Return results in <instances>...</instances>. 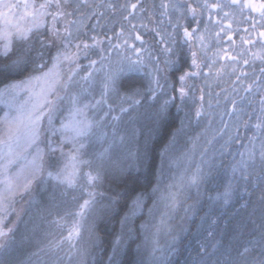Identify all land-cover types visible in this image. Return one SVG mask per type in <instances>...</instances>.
Segmentation results:
<instances>
[{"label":"trees","instance_id":"1","mask_svg":"<svg viewBox=\"0 0 264 264\" xmlns=\"http://www.w3.org/2000/svg\"><path fill=\"white\" fill-rule=\"evenodd\" d=\"M135 2L136 0H116L118 6L121 3ZM142 3L151 11L152 5H158L160 0H142ZM140 15L143 17V23L148 25V31L141 30V34L152 48L153 55L158 56L161 61L159 78L163 88L157 92L156 98L153 99L152 94L147 91L150 69L146 67L138 72L119 73L116 91H110L104 102L96 105V101L101 100L103 72H95L92 80L85 81L79 78L90 70L88 67L90 59L99 61L98 50H92L87 58L80 56L78 63L81 67L77 77L79 83L68 90L70 93H80L81 103L96 105L87 110V115L89 119L95 121V126L92 133L81 140L85 145L84 158L92 160L93 167L100 166L102 170V181L95 189L102 195L95 197L93 205L98 209L94 213H91V209L88 210L81 222L82 231L84 227L87 229L86 235L89 234L88 238L85 237L86 255L78 254V250L81 249L80 241L76 248L63 244L58 250L53 252L48 250L50 241H58L67 235L66 229L58 227L53 221L68 211L77 210V204L88 199V196L79 186L68 188L48 177V171L56 170L52 164L53 161H58V158L50 157L44 144L46 153L44 152L43 177L33 185L29 194L16 199L15 214L6 221V226H11L13 232L7 242L9 245L7 255L0 249V264H164L163 258L171 248L175 249L166 264H232L237 250L258 238L264 230V182L252 178L244 181L239 178V173L233 176L231 171L234 159H239V153L244 151L248 137L253 134L251 128L245 129L241 125L240 135L229 146L223 148V155L216 154L206 162L200 160L203 178L199 184L190 186L191 195H188L191 208L187 213L191 217L181 218L178 223L167 222L168 230L158 231L155 236L157 249H153V253L148 255L150 244L144 241V236L149 228L150 218L156 212L155 206L159 198L166 195L161 193V189H165L174 177L175 165L180 168L184 165L180 158L190 148L195 153V149L200 148L202 150L200 155H203L215 145L214 141L212 144L207 143L213 135L209 136L211 128L206 127L204 117L210 113V116H213L210 119L215 120L214 123L218 122L220 129L224 128L226 123L230 134H234L237 120L235 114L228 115L232 109L231 101L235 99L238 108L250 113L253 109L259 108V94L257 93L255 97L248 96L240 90L241 85L233 83L235 75H226L219 81L210 78L207 84L203 78L190 79L188 83L193 89L189 94L190 96L194 94L195 100L186 98L181 101L177 91L180 87L178 76L188 70L191 64L188 45L182 41V29L176 36L177 43L174 46L176 55L171 57L174 60L178 57L177 65L171 70H165L163 61L167 54L162 53L163 45L157 43L158 37L151 31L156 24L148 19V12ZM155 19L159 20L160 17L157 15ZM140 22L139 16L133 20V23ZM184 23L194 25L190 19ZM95 24L96 19L93 18L88 21L87 26L91 29ZM122 24L127 28V22L123 21L121 14L106 13L105 17L100 19L96 33L111 36L120 30ZM200 27L203 28V24ZM243 27L247 25H241V28ZM167 31L171 32V27H168ZM234 38L239 43V36ZM113 42L115 43V40ZM136 46H140L139 42H136ZM215 47L213 44V48ZM220 47H227V44L222 43ZM36 48H39L38 44ZM55 50V48L45 50L44 59L48 61L47 67L51 66L50 55L54 54ZM116 60L113 52L111 54L113 66ZM39 62L37 60V63ZM96 67H100L99 62ZM260 67L257 62L255 65L257 74ZM243 70L251 74L253 67L248 66ZM27 75V73L12 75L7 79L0 77V88L9 81L22 80ZM254 78L249 75L245 84L251 83ZM201 88L204 90L205 100L202 115L197 118L195 112L200 106ZM135 89L143 93L142 96L134 97L140 100L139 104H133L132 100L125 99L126 96H132ZM209 91L212 93L211 96L208 95ZM243 96H247V99L241 102L240 97ZM170 97L175 99L168 104L166 120L162 124L155 122L154 114ZM248 99H254L256 103L249 105ZM209 100L211 107L208 106ZM121 108L127 111L121 112ZM68 109H71V105L66 97L61 102L59 112L67 114ZM189 114L201 119V122H194ZM242 119L247 120L248 116L244 115ZM60 120L62 119L56 117L55 121ZM44 139L45 134L40 137L42 143L45 142ZM221 145L223 144L219 143L217 146ZM190 165L184 166L194 167ZM88 170L85 167L81 171ZM229 181L230 196L225 202L224 193ZM73 197H76V200H73ZM113 197H116L115 201ZM35 213L41 218L40 224L25 227L24 224L31 221ZM73 219L74 217H68L67 221L72 222ZM149 247L151 248V245ZM159 258L160 263L157 261Z\"/></svg>","mask_w":264,"mask_h":264},{"label":"snow or ice","instance_id":"2","mask_svg":"<svg viewBox=\"0 0 264 264\" xmlns=\"http://www.w3.org/2000/svg\"><path fill=\"white\" fill-rule=\"evenodd\" d=\"M145 12H148V19L156 24L151 31L158 37L157 43L163 45L162 53L167 54L163 61L165 70H171L177 65L178 57L176 60L171 57L176 55V36L182 29V41L188 45L191 64L188 70L178 76L180 87L177 91L181 101L186 98L195 100L194 94H189L193 89L188 83L190 79L203 78L207 84L210 78L219 81L226 75H235L233 83L241 85L240 90L248 96L255 97L259 94V108L250 113L238 108L235 99L231 101L232 109L228 115L235 114L237 124L235 133L227 135L221 148L236 140L240 135L241 125L245 129L251 128L253 134L248 137L244 151L239 153V159H234L231 171L233 176L239 173V178L244 181L252 178L264 182V0H160L158 5H152L151 11L143 6L142 0L121 3L119 6L116 0H16L15 3L0 0V77L7 79L12 75L28 74L25 79L9 81L0 88L2 98L15 99L21 93L27 95L23 103L10 105V111L0 119V249L4 250L5 255L9 247L7 242L13 232V228L5 225L7 219L15 214L16 199L29 194L33 185L44 174L45 153L38 146L43 121L47 119L49 124L52 123L53 114L65 96L71 105V111L67 122L61 124L60 144L53 146V141L48 140L49 151L59 152L60 158L53 161L52 166L56 170L48 171L47 175L68 188L81 187L88 199L77 204V210L68 211L53 221L61 227L68 223V217H74L67 235L58 241H50L48 250H58L65 242L71 248H76L79 243L81 222L93 207L95 197L102 195L95 191L102 181L101 167H93V161L84 158L85 145L81 143L95 126V121L89 119L87 110L104 102L110 91H116L118 74L121 72H138L147 67L150 69L147 91L152 94V98L155 99L157 92L163 88L159 78L161 61L158 56L153 55L152 48L141 34V30L148 31V25L143 23L140 15ZM106 13L121 14L123 21L127 22V28L122 24L120 30L111 36L97 34L96 28L100 26V19ZM157 15L159 20L155 19ZM138 16L141 22L133 23ZM93 18L96 19V24L89 29L88 21ZM189 19L194 25H185L184 22ZM201 24L203 28L200 27ZM241 25L247 27L241 28ZM168 27H171V32L167 31ZM237 35L239 43L234 38ZM136 42H139V47ZM222 43H226L227 47H220ZM36 44L39 45L38 49ZM213 44L216 45L215 48ZM52 48L56 50L50 55L51 67H47L45 50ZM92 50H98L99 61L90 59V70L79 79L92 80L95 72H103L101 100L96 101V105L83 104L80 93L68 91L79 83L77 77L81 67L78 63L80 56L87 58ZM113 52L117 57L114 66L111 61ZM37 60L40 62L37 63ZM98 62L99 68L96 67ZM257 62L261 65L259 74L255 70ZM248 66L253 67L251 74L243 70ZM249 75L255 78L251 83L245 84ZM62 91L65 96L61 95ZM200 91V106L195 112L197 118L202 115L205 100L203 88ZM142 95L139 89H135L133 95L126 96L125 99L139 104L140 100L134 97ZM208 95L211 96L212 93L209 91ZM172 99L175 97H170L160 105L153 116L155 122L162 124L166 120L168 104ZM245 99L247 96L240 97L241 102ZM247 103L251 105L256 101L248 99ZM208 106H212L211 100L208 101ZM120 111L125 112L127 109L121 108ZM244 115L248 116L247 120L242 119ZM113 119L118 120L119 117ZM227 128L225 123L224 128L214 133L207 143L212 144L217 136L223 138ZM65 143L71 144L67 152L63 147ZM33 147L35 153L29 160L24 152ZM21 159H25L26 163L11 172L10 169ZM85 167L89 170L82 172ZM202 178L198 165L191 176L181 177V183L197 185ZM230 190L231 181L224 193L225 202L230 196ZM112 199L115 201L116 197ZM169 199L174 206L175 195ZM78 254L86 255V249L78 250ZM232 264H264V230L257 239L237 250Z\"/></svg>","mask_w":264,"mask_h":264},{"label":"rangeland","instance_id":"3","mask_svg":"<svg viewBox=\"0 0 264 264\" xmlns=\"http://www.w3.org/2000/svg\"><path fill=\"white\" fill-rule=\"evenodd\" d=\"M64 94L65 93L62 91L61 95L65 96ZM26 99H27V95L25 93H21L15 99L0 97V119H2L5 116V113L10 111V105H16V104L23 103ZM60 106H61V103L59 104V107H58L57 111L53 114L52 123L51 124L48 123L47 119H45L43 121L41 135L45 134L46 139H44V141H45L44 143H42V140H39V142H38L39 148H41L43 150L45 148H47L48 155L50 157L58 158L57 160H59V158H60V153L59 152L52 153V152L49 151L48 140L51 139L53 141V146L60 144L61 136H62V133L60 131L61 124L64 123V122H67V120L69 118V112L71 111V109L70 110L68 109L66 111L67 114L66 113L62 114V113L59 112ZM13 114H14V112H13ZM56 117H58L59 119H62V120L55 121ZM189 117L192 118V120L194 122H201V119H197V118L193 117L191 114H189ZM212 117L213 116H210V113L208 114V116L204 117V119L206 120L205 124H207L206 127H210L211 128V132L209 133V136H212L214 133H216V132H218L220 130L218 122L214 123L215 120H211L210 119ZM217 127H218V129H217ZM0 130H2V127H0ZM228 134H230V132H229L228 129H226L225 133L223 134V138L217 136L216 140L213 143V145L214 144L215 145L213 147L211 146L208 149L210 151H208L207 153H205L203 155H200L201 152H202V150L200 148H196L195 149L196 153L192 150V148H190V150L187 151V153L185 155L181 156L180 161L183 162L184 165L191 164L190 166L193 165L194 167L190 168L188 166H184L183 165L180 168V167H178L177 164L175 165L176 168H175V170H173L174 173H175L173 175L174 177L168 183V185L165 187V189H161V193L162 192L166 193V195H163L162 198L160 197L161 200L159 198V200H158V202H157V204L155 206L157 208L156 212L150 218L149 228L146 231V234L144 236V241L145 242L147 241L151 245V248L149 247L150 245L148 246V249H150L148 251L149 252L148 255L153 253V249H157V246L155 244V236L158 234V231H160V229H165V231L168 230L167 222L170 223V221L171 222L175 221L176 223H178L181 218L189 219L191 217V215H189L187 213L190 210V208H191L190 202L188 201V197L191 195L190 194V189H191L190 186L191 185H188L186 182L182 184L181 183V177L191 176L192 173L196 170L197 166L199 165L200 160H201V162L202 161L206 162L210 157H213L216 154H220L224 149L221 148V146H217V145L219 143L224 144V141L227 139V135ZM44 144L46 146L45 148H44ZM65 146L67 148H65ZM63 147H64V151L67 152V151L70 150L71 144L65 143L63 145ZM44 152H45V150H44ZM34 153H35V147L29 148V149H27L24 152V156L27 157V159L30 160L32 154H34ZM191 153H192V155H191ZM25 163H26L25 159L19 160L17 162V164H15L10 169V171L11 172H15L16 170H18V168L21 165H23ZM173 195H175V204H174V206H173L172 201L169 199L170 196H173ZM97 209L98 208L95 207V206L92 207L91 208V213H94V211L95 210L97 211ZM100 211H101V208H100ZM40 222H41V218H39V214L35 213L33 215V217H32V220L29 221L28 223H25L24 225H25V227H29V226H32V225L38 226L40 224ZM70 226H71V222H70V220H68V223L63 225L62 227L65 228L66 232H67L68 228ZM6 227H9V226H6ZM86 231H87V229H84V227H83L82 235H81V238H80V242H81V249L80 250H85L86 249L84 247L85 240H86L85 237H87V238L89 237V234L86 235ZM255 239H257V238H255ZM64 244L68 245L67 242H65ZM174 249L175 248H173V249L171 248V249H169L166 252L165 257L163 258L164 264H166L167 261L170 260L171 253L174 251ZM157 261H158V263H160V261H161L160 258Z\"/></svg>","mask_w":264,"mask_h":264}]
</instances>
